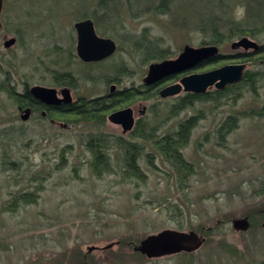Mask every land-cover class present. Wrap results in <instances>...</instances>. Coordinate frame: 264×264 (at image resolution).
<instances>
[{"label":"rangeland","instance_id":"obj_1","mask_svg":"<svg viewBox=\"0 0 264 264\" xmlns=\"http://www.w3.org/2000/svg\"><path fill=\"white\" fill-rule=\"evenodd\" d=\"M252 1L170 0L163 10L161 0H112L105 8L99 0H4L0 264H264V116L248 115L263 104L264 65L245 59L253 48L232 47L242 37L260 45L264 32L257 37L223 36V43L205 45L214 37L210 27L203 26L212 20L226 33L230 23L246 24ZM94 12L98 34L113 39L117 50L104 61L83 63L76 55L74 23ZM11 38L17 41L5 48V40ZM146 42L157 53L167 51V57H151ZM186 45L215 46L223 57L171 78L159 91L187 74L235 63H245L246 71H262L256 91L243 85L235 100L228 93L214 101L198 100L173 115L172 108L187 92L164 98L154 90L119 102L101 115H65L57 117L62 125H53L40 113L23 120L26 112L19 111L8 86L13 80L19 91L24 83L52 87L56 74L69 72L75 78L76 97L94 99L112 87L144 91L150 65L176 58ZM126 107L134 110L135 124L140 121L146 132L157 127V135L174 131L185 118L201 115L182 149L193 164L182 188L174 167L161 159L151 140L132 131L123 133L108 119ZM232 114L239 117L238 126L221 142L217 128ZM97 134L142 144L138 165L145 179H128L123 151L115 144L109 151L113 171L98 176L88 145ZM28 192L34 193L35 201L19 199ZM250 212L255 222L246 231L235 230L233 220ZM165 229L203 230L206 241L195 252L158 258L134 250L148 235Z\"/></svg>","mask_w":264,"mask_h":264},{"label":"trees","instance_id":"obj_2","mask_svg":"<svg viewBox=\"0 0 264 264\" xmlns=\"http://www.w3.org/2000/svg\"><path fill=\"white\" fill-rule=\"evenodd\" d=\"M101 7H107L112 0H99ZM170 0H161V6L164 9L168 7ZM86 17H91L95 20L97 28H98V21L97 15L94 13L85 15ZM249 20L246 24H233L230 23L226 33H221L218 24L214 21H206L204 22L203 26H209L211 29V34L214 37L211 41L205 42V45L211 44H221L223 43V36L230 38H235L243 35H250L253 37L259 36V34L264 32V0H254L250 3L248 8V16ZM253 22V23H252ZM235 25V26H234ZM250 25V28L247 30V26ZM225 34V35H224ZM145 49L149 53L153 55L151 57L155 59H164L167 57V51L163 53H157V51L152 46L151 42L145 43ZM155 50V51H153ZM169 55V53H168ZM223 55L218 57H213L211 59H207L205 62L201 64V67L207 64H212L222 59ZM246 60L254 61L258 64L264 65V42L260 44L258 50L250 52L245 57ZM200 67V66H199ZM197 67V68H199ZM262 71H246L244 78L242 81L230 84L224 90H217L215 89L212 93L207 92L202 95L194 94V93H186L183 97H180L177 104L172 108L171 113L178 114L179 112L189 108L193 104H195L198 100H217L221 98L223 95L228 93V96L233 97V100L237 99L239 96V91L243 85L249 87V89L253 92L256 91L257 82L259 80ZM171 80L167 79L163 82L158 83L156 86L147 87L146 90L142 91L139 88L127 90L125 89L121 93H119L120 100L123 102L124 100L130 101L131 99L140 97L145 92L149 93L154 90L158 94L159 93V86L165 84L167 81ZM237 93V94H236ZM16 96L14 95V98ZM117 100L114 99L110 102L107 101H92L89 103L88 108L89 111L81 112L79 111L77 114H87V113H95L101 115L100 113L107 112L111 108H115L117 106ZM248 115H256V116H264V99L262 106L257 111H250ZM201 115H193L178 123L177 128L172 131L168 132L163 135L156 134L155 127L152 131L146 132L141 122L138 121L136 126L134 127V133L138 136V138L151 140L157 148L160 157L163 161H167L171 163L174 167L176 174L178 175L179 184L182 188L189 175L193 172V164L189 162L182 152V149L188 144L189 139L191 137L193 129L197 126L198 121ZM99 118V117H98ZM239 117L237 115H229L225 118V120L218 126L217 128V138L219 141L223 142L228 134H230L237 126H238ZM112 144L118 145L121 147L123 151V167H124V174L127 175L128 179L138 178L141 180L145 179V174L138 165V160L143 151V145L139 142L134 141H127L124 137H108L104 134H97L92 135L88 141V145L93 153V160L91 165L95 170L98 176H101L104 172L113 171V167L111 166V158L109 155V149L112 150ZM151 162L152 156H149ZM153 163V161H152ZM34 193H22L19 195V199L22 201H35L34 200ZM262 213H264V205L261 204ZM251 219V224L255 222V215L247 214Z\"/></svg>","mask_w":264,"mask_h":264},{"label":"water","instance_id":"obj_3","mask_svg":"<svg viewBox=\"0 0 264 264\" xmlns=\"http://www.w3.org/2000/svg\"><path fill=\"white\" fill-rule=\"evenodd\" d=\"M3 8V0H0V14ZM1 26V24H0ZM77 31V54L85 62H98L112 56L117 50L116 42L97 34L94 22L91 19L82 20L75 24ZM16 42L15 38L4 42V47L9 48ZM233 48L244 47L258 50L260 45L247 37H242L232 44ZM219 56V49L215 46L193 47L186 45L176 58L166 59L150 65L147 85L156 84L170 77L187 73L199 67L207 59ZM246 72L245 63L226 64L219 68L203 72L191 73L183 76L179 83L167 86L159 91L161 97L178 95L184 91L198 95L205 94L210 88L224 90L230 84H235L244 78ZM33 95L41 101L52 104L55 100V91L42 86L31 88ZM27 115L23 116L26 119ZM108 119L117 125H121L123 132H129L134 128L135 117L133 109L127 107L111 113ZM233 228L238 231H246L250 227L248 218L233 220ZM203 231H181L165 229L158 233L150 234L137 245L134 250L148 258H158L178 253H192L197 251L205 243ZM108 245L107 247L112 246ZM95 247L90 248L93 250Z\"/></svg>","mask_w":264,"mask_h":264},{"label":"flooded vegetation","instance_id":"obj_4","mask_svg":"<svg viewBox=\"0 0 264 264\" xmlns=\"http://www.w3.org/2000/svg\"><path fill=\"white\" fill-rule=\"evenodd\" d=\"M3 4H4V0H3ZM2 12H3V8H2V11L0 14V24H1L0 30L3 27L2 22H1ZM86 19H91L94 22L95 30L98 34V31H97L98 28H97L96 22L93 18L85 16L82 19L76 21L74 23V30L76 33V47H77V31L75 28V24L77 22H80V21L86 20ZM5 38H6V36H5ZM15 40L17 41L16 38H15ZM5 41H7V40H5ZM76 55L80 59V57L77 54V49H76ZM81 61L83 63H97V62H85L83 60H81ZM102 61H104V60H102ZM98 62H101V61H98ZM176 76H178V75H176ZM176 76H173L170 78H174ZM9 78H10V76H7L8 80H9ZM54 78H55L54 86H52V87L42 86L45 88L53 89L55 91V100L57 101V103H52V104L45 103V102L41 101L40 99L36 98L33 95V93L31 92L32 87L26 86L25 83H24L22 91H19V89H16V86H18L19 83H15L13 80L8 82V86L13 89V93L16 96L15 101H17L19 111H25L26 112V114L22 115V119H23L24 115H27L26 119H28L29 115L34 114V113H40L42 118L48 119L53 125H58V124H61V122L59 120H57V117H62V116L71 115V114H76L78 116L85 115V113L87 111H89L88 105L92 101H97V100L98 101H106V99H108L110 102V101H112L111 98L115 97V99L117 100V103L121 102V100L118 99L117 97H120L119 93H121L122 90L121 91L116 90L114 87H112L110 89L109 93L106 95H103V96H100V97H97L94 99H85L84 97H80V96L76 97L74 95L73 87H74V79L75 78L73 77V75L71 73H69V72L58 73L55 75ZM170 78H168V79H170ZM165 80H167V79H165ZM165 80H163V81H165ZM163 81H160V82H163ZM160 82H157L156 84L147 85L145 83V80H144V87L147 88L150 86H156ZM36 86H41V85H36ZM135 89H137V88H135ZM127 90H130V88H128ZM108 100H107V102H108ZM122 109H124V108H122ZM119 110H121V109H119ZM79 111L85 112V113L84 114H77ZM116 111H118V110H116ZM133 114H134V110H133ZM26 119H23V120H26ZM135 126H136V124L134 125V127ZM131 131L133 132L134 128ZM109 150H111V149H109ZM243 218H248L250 225H251V219L248 215L243 216Z\"/></svg>","mask_w":264,"mask_h":264}]
</instances>
